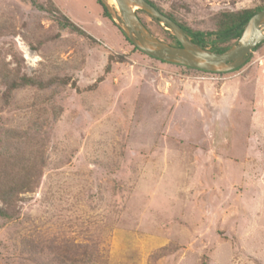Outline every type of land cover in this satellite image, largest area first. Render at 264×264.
<instances>
[{
	"label": "rangeland",
	"instance_id": "374dc122",
	"mask_svg": "<svg viewBox=\"0 0 264 264\" xmlns=\"http://www.w3.org/2000/svg\"><path fill=\"white\" fill-rule=\"evenodd\" d=\"M52 1L94 41L28 1L0 0L5 66L70 79L8 102L0 86V151L12 128L45 157L37 185L8 207L14 218L0 217V264H264V43L239 69L187 70L136 49L97 0ZM151 1L199 31L262 2ZM109 55L123 61L105 73Z\"/></svg>",
	"mask_w": 264,
	"mask_h": 264
},
{
	"label": "trees",
	"instance_id": "16d2710c",
	"mask_svg": "<svg viewBox=\"0 0 264 264\" xmlns=\"http://www.w3.org/2000/svg\"><path fill=\"white\" fill-rule=\"evenodd\" d=\"M24 1H28L37 10L46 14L47 17L51 21H53L59 29L69 30L73 33L84 36L89 40L94 41V39L89 34L85 33L80 27H78L74 22H72L68 17H66L52 0H44L42 2H40L39 0ZM97 1L103 10V14L109 19H111L110 14L108 13L105 5L101 2V0ZM146 1L155 8H157L161 13L170 18L172 21L177 23L186 32V34L189 36L193 43L203 48H208L209 50L216 53H220L229 48L232 44H234L236 40L240 37L242 30L246 25L247 21L250 19V17L260 11L262 8H264V0H262L260 4L253 8L219 12L213 20L214 28L212 30L199 31L188 27L184 23H181L176 19L174 15H172L171 13L164 12L151 0ZM143 25L145 26L144 23ZM147 30L149 31L148 28ZM1 31L2 27L0 26V35H3ZM150 34L152 33L150 32ZM166 34L172 40V42L166 43L172 46H179L177 40L172 35H170L168 31H166ZM49 40H51L49 36H46V38L38 41V45L41 46L43 43ZM218 42L225 43V45L219 46ZM263 43L264 42L257 45L254 50H257ZM0 60V86L4 87V102H8L11 98L12 93L18 88L30 87L36 89H43L50 85V83L58 82V85L64 86L67 85L70 81L69 77H57L55 79L50 78L45 80L44 77L37 78L34 76L19 74V70L17 68L9 69L5 66L4 60L1 58ZM16 61L19 68L21 59L16 58ZM121 61H123V56L109 55L107 65L104 68V72L107 73L110 71L112 62ZM182 67L186 68L187 70H196L185 66ZM101 80L102 78H98L89 87H96L98 84L97 82H100ZM71 85L74 86L75 83L73 82L71 83ZM57 114L58 112L55 111V117ZM33 123H35L37 127L41 125V123H37L36 121H33ZM4 134L6 139L4 141V146H2V150L0 151V203L2 205L0 207V217L7 220H11L14 218L15 213L14 209L8 210V207L11 206L14 200L18 197L19 193L31 191L34 189V186L37 185L38 180L36 178L38 177V175H40V170L45 165V157L41 154L40 151H37L38 157H33L30 155V153L22 145L23 141L20 140V137L22 136L21 132H17L12 128H7L5 129ZM17 138H19V140H15ZM3 206H5L6 208H4ZM66 262L74 264L73 260L67 257H65L64 261H58L57 264H66ZM202 264L205 263L203 262Z\"/></svg>",
	"mask_w": 264,
	"mask_h": 264
},
{
	"label": "water",
	"instance_id": "95a60500",
	"mask_svg": "<svg viewBox=\"0 0 264 264\" xmlns=\"http://www.w3.org/2000/svg\"><path fill=\"white\" fill-rule=\"evenodd\" d=\"M108 13L114 17L125 38L140 52L157 60L211 73H226L244 65L257 45L264 42V8L250 17L240 37L226 50L216 53L203 48L189 38L174 21L146 0H115L121 20L104 0ZM136 9L156 19L177 40L172 46L150 34L138 17ZM112 18V17H111Z\"/></svg>",
	"mask_w": 264,
	"mask_h": 264
},
{
	"label": "bare ground",
	"instance_id": "6f19581e",
	"mask_svg": "<svg viewBox=\"0 0 264 264\" xmlns=\"http://www.w3.org/2000/svg\"><path fill=\"white\" fill-rule=\"evenodd\" d=\"M106 2L109 6L114 7L115 9L117 8L115 0H107Z\"/></svg>",
	"mask_w": 264,
	"mask_h": 264
},
{
	"label": "flooded vegetation",
	"instance_id": "af4514ba",
	"mask_svg": "<svg viewBox=\"0 0 264 264\" xmlns=\"http://www.w3.org/2000/svg\"><path fill=\"white\" fill-rule=\"evenodd\" d=\"M139 17V16H138Z\"/></svg>",
	"mask_w": 264,
	"mask_h": 264
}]
</instances>
